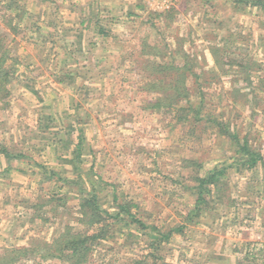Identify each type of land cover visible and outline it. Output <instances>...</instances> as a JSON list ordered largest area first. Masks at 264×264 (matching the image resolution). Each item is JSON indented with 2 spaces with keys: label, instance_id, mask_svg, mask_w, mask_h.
<instances>
[{
  "label": "rangeland",
  "instance_id": "1",
  "mask_svg": "<svg viewBox=\"0 0 264 264\" xmlns=\"http://www.w3.org/2000/svg\"><path fill=\"white\" fill-rule=\"evenodd\" d=\"M43 5L52 14L46 20L59 26L44 30L46 36L26 32L21 45L31 66L14 83L9 108L0 114V145L30 151L31 157L20 167L15 162V172L0 175V248L25 245L29 236L50 239L57 228L76 224L80 171L68 162L75 145L59 142L78 120L85 137L82 172L102 191L104 208L113 210L115 193L120 203H136L133 212L163 232L181 225L193 211L195 178L226 170L194 222L186 221L185 231L163 245L161 255L169 264H264V167L241 166L244 158L230 138L239 134L241 142L247 138L252 150L264 154V11L238 9L227 0H57L58 9L50 1ZM173 8L177 13L170 21L157 16ZM85 19L91 23L82 27ZM30 39L35 45H29ZM165 40L170 50L182 47L200 64L201 81L189 77L192 95L183 102L186 110L200 106L198 124L191 111L185 113L191 121L184 123L182 112L148 108L155 96L139 62L147 56L142 44ZM213 46L220 50L217 60ZM52 52L61 53L53 63ZM54 69L72 77L60 83ZM26 76L36 78L31 88L25 87ZM72 134L76 144L79 132ZM187 160L204 163V170ZM35 162L71 182L63 216L46 226L31 222L33 210L23 203L52 193L54 183L34 168ZM6 166L0 161V172ZM123 224L109 226L94 264H127L147 253L150 230Z\"/></svg>",
  "mask_w": 264,
  "mask_h": 264
},
{
  "label": "trees",
  "instance_id": "2",
  "mask_svg": "<svg viewBox=\"0 0 264 264\" xmlns=\"http://www.w3.org/2000/svg\"><path fill=\"white\" fill-rule=\"evenodd\" d=\"M46 1H50L52 5L54 4L56 9L59 8L57 0ZM46 1L0 0V114L9 108L14 83L19 81L21 76L26 75L31 66V64H27L26 62L30 55L23 50L25 46L21 45L23 38L26 36V32L31 31L38 36H46L44 30L51 28L57 30L59 26V21L50 23L46 20L52 15L49 7L43 8V4ZM228 1L233 3L238 9L242 6L245 8L250 6L264 11V0ZM72 5V8H74V4ZM176 13L177 10L173 8L157 16H164L165 19L167 18L170 21ZM90 21L89 19L82 20L80 25L84 27L86 24H90ZM96 26L99 27L97 23ZM81 31L83 30L81 29ZM99 33L104 37H109V32L104 29H100ZM50 34L51 32H49V36ZM51 36L55 37L54 34ZM32 41L33 39H30L28 43ZM49 42L51 43L50 38ZM143 43L144 53H147V56L145 59L139 60V62L142 64V72L146 75L145 80L148 81L145 85L150 87L148 90L155 96L153 98L154 102L151 101L148 104V108L159 112L163 110H166L168 113L182 112L184 114L182 115L181 122L184 123L191 121L188 118L189 116L187 115V117L185 115V113L191 111L190 113L194 115L192 119L194 124L201 122L202 120L199 118L201 112L200 106L193 109V107L189 106L190 104H186L189 106L188 111L186 110V106H183L184 101L185 103H189L192 95L191 88L188 85L189 77L196 78L198 82L201 81V76L196 72V68L200 65L197 58H189V55L182 47H179L176 51L170 50V45L166 40L154 46L148 45L146 41ZM29 45L35 44L32 42ZM211 49L214 58H216L215 60L219 59V56L216 54L220 51L219 48L213 46ZM59 55L61 56V53L53 54V52L49 55L52 63L54 62L52 59H55L56 56L59 57ZM166 57H172L171 61L163 62ZM67 59H69L68 56L64 57L62 62H65ZM74 60L76 59L74 58ZM180 60L181 62H179ZM59 64L55 63L54 65L58 68L60 66ZM62 71V69L57 71L54 69L53 75L60 83H66L64 79L71 78L72 74L67 72L63 74L61 73ZM26 77V82H24L25 87L31 88L36 78ZM200 87L198 88V94L203 96ZM74 121V126L71 125L69 128V137L65 136L62 138L59 144H66L68 148L69 146L75 145V149L71 152V158L68 162L73 165L74 171H80V174L76 178L79 191L76 192L77 195L74 194V200L77 201L79 208L76 224H67L60 230L57 228L52 233L50 239L29 236L26 239L25 245L2 246L0 248V264H27L26 262L32 258L34 259L33 264H94L92 257L97 246L101 245L102 241L108 239V233H110L109 226H114L117 223H125L123 225L128 228L135 226L141 231L150 230L151 235H153L147 246V253L140 258L131 259L127 264H169L161 255L163 245L170 242L174 233L185 231L186 221L189 223L194 222V219L198 217L203 206L208 205L207 198L213 194V188L221 184L222 178L226 175V170L216 168L203 172V174H200L201 176L195 178L196 184L193 190L197 200L193 211H188L185 217L186 219L181 225L167 232H163L161 227L155 225L149 226L137 216L136 212H133V209L138 208L136 203L129 201L120 203L115 193H113L115 204L111 208L113 210L104 208L102 203L103 197L101 196L102 191L96 187L95 182L91 183V178L88 177L87 173L82 172V153L83 143L85 142L84 129L79 127L80 123L78 120ZM45 128L46 125L43 127V130ZM75 129L79 132L76 144L72 138V133ZM230 138L234 141L236 147H238L237 154H240L244 158V160L239 162L241 166L254 168L261 165L264 167V154L252 150L247 138H244L243 142H241L239 134H231ZM27 153H30V151L14 152L7 146L0 145V161L4 160L7 164L6 168L0 172V175L8 176L10 173L15 172L13 168L15 162L20 167L24 161L31 159ZM186 163L196 164L199 170H204V163L199 164L191 160H187ZM34 168H38L44 179L46 178L49 183H54L50 187L52 193L48 197L38 196L34 204H30V199L24 200L23 203L30 205L28 209L33 210L30 221L33 223L40 222L46 226L47 224L55 223L58 218L63 216L64 212L61 209L65 208L68 199H70L65 188L68 186L67 183L71 184V182L68 178H63L60 172L55 170H50L49 172L47 166L39 162H35ZM87 177L93 186L91 188ZM59 182H62V184L59 185ZM49 214L52 215L53 219L48 217Z\"/></svg>",
  "mask_w": 264,
  "mask_h": 264
}]
</instances>
